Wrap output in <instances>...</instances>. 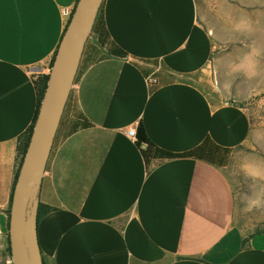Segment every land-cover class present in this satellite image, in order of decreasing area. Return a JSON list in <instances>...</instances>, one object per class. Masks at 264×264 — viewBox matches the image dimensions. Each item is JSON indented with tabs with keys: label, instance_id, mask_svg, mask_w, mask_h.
Wrapping results in <instances>:
<instances>
[{
	"label": "crops",
	"instance_id": "obj_1",
	"mask_svg": "<svg viewBox=\"0 0 264 264\" xmlns=\"http://www.w3.org/2000/svg\"><path fill=\"white\" fill-rule=\"evenodd\" d=\"M76 1L0 0L2 247L37 80ZM263 1H102L40 183L43 264H264V228L236 222L226 172L250 117L207 78L217 23Z\"/></svg>",
	"mask_w": 264,
	"mask_h": 264
},
{
	"label": "rangeland",
	"instance_id": "obj_2",
	"mask_svg": "<svg viewBox=\"0 0 264 264\" xmlns=\"http://www.w3.org/2000/svg\"><path fill=\"white\" fill-rule=\"evenodd\" d=\"M246 8L252 12L236 15L233 30L217 23L207 78L215 93L245 108L250 117L249 136L226 167L236 222L249 233L264 228V1ZM7 245L0 243V264H7Z\"/></svg>",
	"mask_w": 264,
	"mask_h": 264
},
{
	"label": "water",
	"instance_id": "obj_3",
	"mask_svg": "<svg viewBox=\"0 0 264 264\" xmlns=\"http://www.w3.org/2000/svg\"><path fill=\"white\" fill-rule=\"evenodd\" d=\"M102 1H76L54 52L12 188L8 218L11 264H43L36 217L40 183L85 42Z\"/></svg>",
	"mask_w": 264,
	"mask_h": 264
},
{
	"label": "trees",
	"instance_id": "obj_4",
	"mask_svg": "<svg viewBox=\"0 0 264 264\" xmlns=\"http://www.w3.org/2000/svg\"><path fill=\"white\" fill-rule=\"evenodd\" d=\"M46 79H47V75H43L41 77L38 78L37 80V83H38V89H39V101H40V98H41V95H42V92L44 90V87H45V83H46ZM39 101H38V105H39ZM37 109H38V106H37ZM37 109H36V113H35V117H36V114H37ZM35 117H34V120H35ZM33 120V122H34ZM33 122L32 124L30 125V127L28 128V130L26 131V135L25 137L23 138V140L21 141V145H20V149H19V152H20V155H21V158H22V155H23V152L25 150V147L27 145V142H28V139H29V135H30V132H31V128H32V125H33ZM21 158H20V161H21ZM20 164V162H19ZM19 167V166H18ZM17 171H18V168L16 170V174H15V178H16V175H17ZM15 178H14V181H15ZM52 208L48 205H44L42 203H38V207H37V221L43 216L45 215L46 213H48ZM7 251H8V254L10 255V251H9V243L7 245Z\"/></svg>",
	"mask_w": 264,
	"mask_h": 264
},
{
	"label": "built area",
	"instance_id": "obj_5",
	"mask_svg": "<svg viewBox=\"0 0 264 264\" xmlns=\"http://www.w3.org/2000/svg\"><path fill=\"white\" fill-rule=\"evenodd\" d=\"M149 81H154V79L152 78H148ZM126 135H128V137H130L131 139L135 140L136 139V130L135 128H129L126 130ZM10 261V260H9Z\"/></svg>",
	"mask_w": 264,
	"mask_h": 264
},
{
	"label": "clouds",
	"instance_id": "obj_6",
	"mask_svg": "<svg viewBox=\"0 0 264 264\" xmlns=\"http://www.w3.org/2000/svg\"><path fill=\"white\" fill-rule=\"evenodd\" d=\"M258 203V201H252L253 205H256Z\"/></svg>",
	"mask_w": 264,
	"mask_h": 264
}]
</instances>
